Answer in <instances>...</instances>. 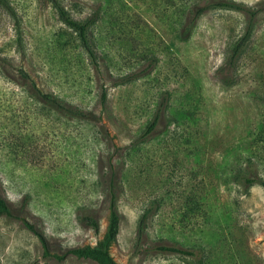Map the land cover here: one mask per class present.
<instances>
[{"label": "rangeland", "instance_id": "rangeland-1", "mask_svg": "<svg viewBox=\"0 0 264 264\" xmlns=\"http://www.w3.org/2000/svg\"><path fill=\"white\" fill-rule=\"evenodd\" d=\"M212 1L60 0L74 19L96 15L87 34L93 64L49 2L0 0V195L51 249L94 245L104 232L109 149L122 186L109 247L116 264H264V190L244 193L234 180L248 159L264 178V0H226L257 9L232 70L220 67L245 12L206 8L179 36L195 8ZM150 61L148 73L112 85ZM18 67L40 89L100 114L110 142L94 124L44 111L26 95ZM163 91L160 130L131 145ZM151 200L156 209L136 243L137 216ZM85 207L98 218L97 234L78 220ZM160 244L192 254L159 252ZM41 252L18 218L0 216V264H94L43 262Z\"/></svg>", "mask_w": 264, "mask_h": 264}, {"label": "trees", "instance_id": "trees-1", "mask_svg": "<svg viewBox=\"0 0 264 264\" xmlns=\"http://www.w3.org/2000/svg\"><path fill=\"white\" fill-rule=\"evenodd\" d=\"M50 3L54 11L56 12L58 19L66 27L72 31L78 38L81 47L84 49L89 61L93 64L96 63L95 53L91 50L88 43V31L96 21V15L86 16L82 20L74 19L70 16L68 11L63 7L60 0H46ZM222 8V9H232L243 11L249 15V19L245 25L242 34L237 37L229 46L228 52L224 56L223 66L220 67L221 70H232L237 59L241 55L247 41L252 32V18L257 13V9H253L244 6L241 3H235L226 0H217L208 2L203 6L197 7L194 10V15L188 19L182 25L179 36L182 39H186L190 33V29L193 25L194 18L206 8ZM154 65V61L147 62L145 67L140 69V72H132L129 74L121 75L116 77L112 82V85L125 84L132 80H135L141 75L148 73ZM19 78L21 79L22 87L26 95L32 99L36 104L41 106L44 111H48L53 114H57L66 119L78 120L81 122L91 123L96 125V134L100 137L110 142V135L105 128V125L101 121V115L96 114L90 110H81L80 108L73 107L63 100L59 99L56 95L51 92L44 91L40 89L35 81L30 77L29 73L22 67L17 68ZM229 77H222L221 81L223 83H228ZM230 83V81H229ZM99 93L100 102H104L106 99L105 87L101 85ZM168 103V93L163 91L160 93L158 100L155 103L151 116L145 122L143 127L139 132L132 138L130 144L135 145L138 143L145 142L151 135L157 133L160 130V124L165 118V112ZM109 147V145H108ZM113 156V151L107 149L106 151V162L107 169L105 174V200L107 204V217L104 232L99 238H97L94 245H83L75 247H67L61 249L60 251H55L51 249L49 242L44 234V232L37 227L35 224L27 221L24 217H19L13 215V210L10 204L0 195V216L5 217H16L20 220L21 225L31 232L38 240L41 252V260L43 262L52 259L55 262H60L67 256H72L76 259H82L94 264H116L109 253L110 245L115 241L116 234L119 225V212L117 209V198L119 192L122 189L120 184V178L118 177L119 168L114 167L111 163V157ZM234 180L242 188V192L247 193L248 189L253 185H258L264 190V178L257 172V167L252 159H248L246 163L238 167L237 171L234 173ZM156 209V201L151 200L138 214L136 219V243L141 242V236L146 224L147 219L151 211ZM78 220L83 225L89 227L94 234L99 231V221L96 214L85 207L78 214ZM156 250L159 252H174L185 255H191L192 253L188 250L181 249L174 245L160 244L156 246ZM27 264H39V260L34 258L30 260Z\"/></svg>", "mask_w": 264, "mask_h": 264}]
</instances>
